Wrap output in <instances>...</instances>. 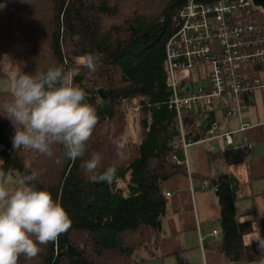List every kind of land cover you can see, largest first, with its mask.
<instances>
[{"label":"trees","instance_id":"trees-1","mask_svg":"<svg viewBox=\"0 0 264 264\" xmlns=\"http://www.w3.org/2000/svg\"><path fill=\"white\" fill-rule=\"evenodd\" d=\"M185 4L186 0H0V69L5 55L12 57L13 66L22 63L27 74L63 66L73 83L86 91L85 102L99 117L88 152L73 162L64 158L61 145L52 146L51 156L15 150V127L0 112V171L6 179L9 174L37 172L32 183L48 190L72 220L55 243L42 245L33 259L21 257L19 264H146L160 258L168 207L165 184L186 171L170 159L182 150L172 146L179 132L175 112L168 107L164 72L173 19ZM88 53L102 54L91 75L75 61ZM100 88L108 94L102 97ZM9 99V91L0 92V106ZM204 131L201 127L198 135L190 134L192 140L203 137ZM121 135L127 136L128 144L118 154L114 141ZM92 152L102 156L99 171L116 167L111 185L88 179L82 164ZM239 188L231 174L219 178L221 234L210 245L230 262H254L256 246L243 241L252 226L240 222L235 210ZM260 225L264 227V220Z\"/></svg>","mask_w":264,"mask_h":264},{"label":"clouds","instance_id":"clouds-1","mask_svg":"<svg viewBox=\"0 0 264 264\" xmlns=\"http://www.w3.org/2000/svg\"><path fill=\"white\" fill-rule=\"evenodd\" d=\"M101 58L100 53H88L75 57V61L91 75L97 71ZM6 87L11 99L0 106V112L15 127V150L23 148L51 156L52 146L61 145L65 159L75 162L85 156L99 117L96 109L85 102L86 91L73 83L63 66L34 74L18 68ZM114 144L117 153H121L127 147V136L121 135ZM101 161L102 156L92 152L82 167L91 182L111 185L117 169L108 166L99 171ZM37 176L35 171L21 176L17 186L9 191L5 187V173L0 171V264H19L21 257H37L42 245L55 243L72 226L62 204L48 190L38 189L32 183Z\"/></svg>","mask_w":264,"mask_h":264},{"label":"built area","instance_id":"built-area-1","mask_svg":"<svg viewBox=\"0 0 264 264\" xmlns=\"http://www.w3.org/2000/svg\"><path fill=\"white\" fill-rule=\"evenodd\" d=\"M256 11L252 0H186L174 17L164 72L168 107L175 112L174 126L179 132L172 146L182 150V159L173 153L172 161L187 162L186 149L193 142L188 126L195 121L205 127L207 138H222L228 145L250 128L241 122L238 129L220 133L214 115L241 117L257 99L264 103V19L256 18ZM194 79L202 83L196 85ZM241 149L251 158L253 145L247 137ZM207 187L205 181L202 188ZM212 234L217 237L219 230L213 229Z\"/></svg>","mask_w":264,"mask_h":264},{"label":"crops","instance_id":"crops-1","mask_svg":"<svg viewBox=\"0 0 264 264\" xmlns=\"http://www.w3.org/2000/svg\"><path fill=\"white\" fill-rule=\"evenodd\" d=\"M219 113L214 117L220 124V133L238 129L241 122L251 126L245 132H239L231 145L222 138H207L205 131L203 137L192 140L185 153L187 162L178 163L184 165L186 171L176 174L165 184L169 196L160 239V258L146 264H262L264 227L260 223L264 220V103L248 107L241 117L225 119ZM201 127L196 121L193 126L189 125L188 136L191 138L192 133L198 135ZM244 137L253 145L251 158H246L241 149ZM2 161L0 156V165ZM225 173L235 177L240 185L235 210L240 222H250L252 226V230L243 236V241L246 245L256 246L258 258L254 262H230L210 245L215 237L211 229H218V236L221 234L219 219L222 211L216 184ZM205 181L208 187L202 188ZM257 236L259 240L255 239Z\"/></svg>","mask_w":264,"mask_h":264},{"label":"rangeland","instance_id":"rangeland-1","mask_svg":"<svg viewBox=\"0 0 264 264\" xmlns=\"http://www.w3.org/2000/svg\"><path fill=\"white\" fill-rule=\"evenodd\" d=\"M256 18L258 19H264V14L262 13H256L255 14ZM4 68L0 69V92L1 91H8L6 84L8 82V80L10 79V77L18 70V68L22 69L24 68L22 63H19L17 65H12V57L10 55H5L4 57ZM194 83L196 85L201 84V81H198L197 79H194ZM262 100L261 99H257L256 103L261 106ZM220 114V113H219ZM221 120V119H220ZM19 175L15 174L13 176H11L10 178L6 179V184L5 187L11 191L13 190L16 186H17V181L19 180Z\"/></svg>","mask_w":264,"mask_h":264},{"label":"water","instance_id":"water-1","mask_svg":"<svg viewBox=\"0 0 264 264\" xmlns=\"http://www.w3.org/2000/svg\"><path fill=\"white\" fill-rule=\"evenodd\" d=\"M253 3H254V6L261 10V11H264V0H252ZM189 86H187V90H189ZM99 94L104 97L108 94V90L104 89V88H100L99 89Z\"/></svg>","mask_w":264,"mask_h":264}]
</instances>
